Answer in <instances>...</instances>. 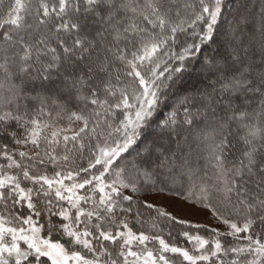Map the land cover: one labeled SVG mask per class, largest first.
I'll return each mask as SVG.
<instances>
[{
    "label": "snow or ice",
    "instance_id": "obj_1",
    "mask_svg": "<svg viewBox=\"0 0 264 264\" xmlns=\"http://www.w3.org/2000/svg\"><path fill=\"white\" fill-rule=\"evenodd\" d=\"M0 264H264V0H0Z\"/></svg>",
    "mask_w": 264,
    "mask_h": 264
}]
</instances>
